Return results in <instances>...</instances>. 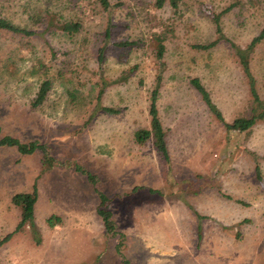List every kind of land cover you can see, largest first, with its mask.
Listing matches in <instances>:
<instances>
[{"label":"rangeland","instance_id":"rangeland-1","mask_svg":"<svg viewBox=\"0 0 264 264\" xmlns=\"http://www.w3.org/2000/svg\"><path fill=\"white\" fill-rule=\"evenodd\" d=\"M235 1L184 0L174 12L156 8L155 0H109V10L101 0H0V19L38 31L0 29V140L41 143L49 155L0 143V239L21 219L13 196L36 187L41 233L36 243L37 233L25 225L0 247V264H264V119L249 131L229 132L191 83L201 80L227 121L251 114L249 85L231 44L196 48L215 40L213 14ZM243 1L260 3L221 19L226 36L241 46L264 28V0ZM47 8L62 20H81L83 31L73 37L44 31L33 17ZM155 31L168 33L158 108L170 163L153 140L135 137L150 127L161 68L151 46ZM126 40L134 46L116 45ZM41 63L53 79L44 102L37 99L43 70L33 71ZM135 66L128 82L113 83ZM251 66L264 98V40ZM102 195L109 197L115 236L97 212ZM52 214L62 218L53 228Z\"/></svg>","mask_w":264,"mask_h":264},{"label":"trees","instance_id":"trees-1","mask_svg":"<svg viewBox=\"0 0 264 264\" xmlns=\"http://www.w3.org/2000/svg\"><path fill=\"white\" fill-rule=\"evenodd\" d=\"M101 1L104 8L106 10H109V8L111 7L109 0H101ZM183 2L184 0H155L154 6L156 8H163L166 5H170L173 11L177 12L180 8V5ZM249 2L252 5H247ZM258 3L260 2L257 1L256 4ZM256 4L254 3V1L237 0L228 7H226L224 10H222L220 13H214L212 21L214 22L215 25V33L217 37L215 38V40L211 42L196 45V48L202 50H208L216 46L222 40H227L231 44V47L234 50L235 55L238 58V61L242 67L243 73L247 79L252 97V102H251L252 110L250 112L251 114L249 116H239L235 118L233 121L226 120L223 112L214 102L211 93L208 91V89L205 87V85L201 82L199 78H193L191 80V83L201 94L210 112L213 115H215V117L225 125L226 129L229 132L249 131L259 120L264 119V98L260 94L258 87V80L251 66L252 54L254 53L256 47L264 40V28L247 45L241 46L233 42L226 36L225 32L223 31V26L221 21L222 16L230 12L235 7H239L238 14H241L245 10H249L251 7L255 6ZM33 20L34 23L36 24L44 25L45 26L44 31L46 32L54 28V29H58L64 34H68L71 37L81 33L84 29V25L81 20L79 19L62 20L61 18H58L57 14L52 10H50L49 8L40 11V14L35 15L33 17ZM0 29L7 30L16 34H22L28 36L35 35L38 33L37 30L20 27L6 19H0ZM151 34H152L151 46H153L156 59L160 64L161 68L158 70L156 74L155 84L150 95V103H149L150 127L136 131L135 137H136V141H138L141 144H144L149 140H153V144L157 148L159 153L168 163H170L171 161H170V151L167 141V131L164 128L158 108V100H159L160 90L164 77L163 75L165 68L164 57L167 49L166 41L168 39V33H165L164 31H155L154 33ZM110 38H111V29L110 27H108L105 35L106 44L102 46L98 51V60L100 65L103 63L105 59V50ZM134 44H135L134 41H127V40L116 42L117 46L126 47V48L130 46H134ZM135 69L136 66L131 67L128 70H125L118 79L113 81V83L128 82L131 76L133 75ZM41 70H43L44 78L39 86V90L37 92V99L39 102H44L47 99L49 92L53 86V79H51L49 76V67L47 66V64L41 63L39 65V68L33 69L34 73H38ZM106 83L104 85L105 87H106ZM104 90L105 88L101 87L98 96L99 100ZM73 97L75 96L73 95ZM100 108L111 113L118 112L117 109L112 107L102 106ZM0 143L2 145H6L10 147H17L19 151L23 154H32L37 150H41L45 152L46 155H48L46 145L41 143H37V142L23 143L19 138L16 137H4L0 140ZM77 168L80 169L81 171H84L82 167L78 166ZM257 170H259V166L257 167ZM88 175L91 182L97 183L94 175L91 174ZM37 200H38L37 187L34 189L33 192L17 193L16 195L13 196L12 199L13 203L17 207L21 208V219L17 224L16 228L14 229V231L8 233L4 238L0 239V247L9 240H11L15 234L21 232L24 229L25 225H27L28 223L32 225L31 226L33 229L32 233L33 234L34 232L37 233V235L34 237L36 243L41 242V237H40L41 233L35 224V206ZM108 201H109V197L102 195L101 203L97 209V212L103 220L106 232L112 236H115L119 233L117 231L116 223L113 218L114 214L107 207ZM47 223L50 227L53 228L56 225L62 223V218L60 217V215L52 214L47 218ZM121 235H122L120 239L121 242L116 247L117 248L116 250L119 253H121L120 249L122 247V243H123L122 237L124 236V234ZM125 264H130V263L129 261L125 260Z\"/></svg>","mask_w":264,"mask_h":264}]
</instances>
